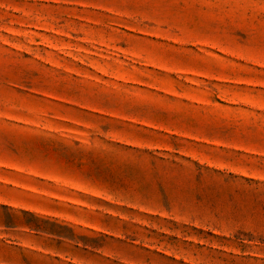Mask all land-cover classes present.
Instances as JSON below:
<instances>
[{
    "label": "rangeland",
    "instance_id": "obj_1",
    "mask_svg": "<svg viewBox=\"0 0 264 264\" xmlns=\"http://www.w3.org/2000/svg\"><path fill=\"white\" fill-rule=\"evenodd\" d=\"M0 264H264V0H0Z\"/></svg>",
    "mask_w": 264,
    "mask_h": 264
}]
</instances>
